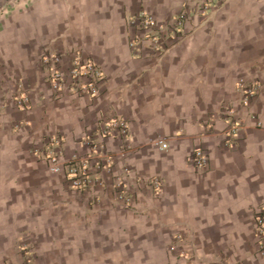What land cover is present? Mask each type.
<instances>
[{
  "label": "crops",
  "instance_id": "obj_1",
  "mask_svg": "<svg viewBox=\"0 0 264 264\" xmlns=\"http://www.w3.org/2000/svg\"><path fill=\"white\" fill-rule=\"evenodd\" d=\"M192 1L205 8L176 46L135 54L133 15L172 19ZM51 43L64 67L83 47L95 55L107 73L100 94L55 98L37 62ZM239 81L264 86V0H0V103L9 88L31 102L0 113V264H264L254 220L264 206V87L245 105ZM229 111L243 124L234 147L224 144ZM113 116L128 120V140L106 139L112 159L99 169L83 139ZM198 147L206 168L189 160ZM35 148L89 161V188H70Z\"/></svg>",
  "mask_w": 264,
  "mask_h": 264
},
{
  "label": "built area",
  "instance_id": "obj_2",
  "mask_svg": "<svg viewBox=\"0 0 264 264\" xmlns=\"http://www.w3.org/2000/svg\"><path fill=\"white\" fill-rule=\"evenodd\" d=\"M196 6L186 8L181 14L172 19L160 20L156 15L148 10H141L133 15L130 24L136 28L134 37L130 40L129 46L136 55H143L147 49L153 50L156 54H165L175 44L179 34L184 30V24L191 10ZM47 69V79L54 92L64 95L66 91L77 95L97 96L102 91V82L105 72L93 54L83 49H78L69 59L67 67L62 64V57L58 53H44L41 58ZM263 84L260 82L239 81L237 90L241 94L242 103L250 105L263 91ZM14 103L25 108L30 106V101L26 95H15ZM226 115L229 119V126L225 131L224 144L228 147L236 146L242 138V122L235 117L233 111ZM98 137L102 138H122L126 141L129 135V124L124 118L111 117L99 124ZM86 145H92L95 155L98 157V166L103 163V158L112 159V154L104 143H97L96 138L88 137ZM157 144L167 149L168 142L160 138ZM189 160L200 168H206L209 156L202 147L194 148L189 155ZM50 169L54 172H62L67 176L69 182L78 189H86L90 184L89 164L84 159L73 158L60 162L56 156H48ZM109 166V165H108ZM103 164V169L107 168ZM100 167V166H99ZM150 187L157 189L160 186L158 178H152ZM117 196L124 198L126 206H130L132 197L128 191L120 189V184L116 188ZM255 231L260 237V252L264 255V206L255 215Z\"/></svg>",
  "mask_w": 264,
  "mask_h": 264
},
{
  "label": "rangeland",
  "instance_id": "obj_3",
  "mask_svg": "<svg viewBox=\"0 0 264 264\" xmlns=\"http://www.w3.org/2000/svg\"><path fill=\"white\" fill-rule=\"evenodd\" d=\"M196 6V8L195 9H193V10H191V12L189 13V16H188V18H187V20L185 21V24H184V30H183V32L181 33V34H179V37L177 38V40H176V42H175V44H173V46H172V48L174 47V46H176L177 44H178V41H179V39L180 38H182V37H184L185 35H187V33H189V31H190V29H189V27H188V21L190 20V19H192V17L195 15V13L198 11V9L200 8V10H202L201 8H205V3L204 2H197V1H192V2H189V3H186L185 4V6H184V8L179 12V14H181L186 8H189V7H191V6ZM150 12V11H149ZM152 13V12H151ZM154 14V13H153ZM179 14H177V15H175L173 18H175V17H177ZM154 15H156V14H154ZM157 16V15H156ZM158 17V16H157ZM159 18V17H158ZM55 47H56V43H51V44H47V45H43V47H42V52L41 53H38L37 54V62L39 63V65H41L42 67L40 68V69H42L41 71H42V74L40 75L41 76V80H43L45 83H47V84H49V86L51 87V85H50V82L48 81V79H47V69H46V67H45V65L43 64V62H42V60H41V58H42V55L44 54V53H46V52H48V53H51V52H53V53H58L61 57H62V52L61 51H59V50H57V49H55ZM171 48V49H172ZM81 49H83V50H85L86 52H88V53H91V52H89L88 50H86L84 47L83 48H81ZM92 54V53H91ZM156 54V53H155ZM156 55H158V54H156ZM94 57H95V55H94ZM96 58V57H95ZM96 60L98 61V59L96 58ZM99 62V61H98ZM100 63V62H99ZM102 64H100V66H101ZM102 67V66H101ZM102 69H103V67H102ZM43 70L45 71V74H43ZM104 70V69H103ZM105 72V71H104ZM107 81V73L105 72V77H104V80H103V82H102V84H105V82ZM52 88V87H51ZM53 90V89H52ZM54 91V90H53ZM15 95H18V96H20V95H26V96H28V98H29V101H30V97H29V95H28V93L26 92V90H24L23 88H17V89H15V88H9L6 92H5V96H4V99H3V101L0 103V113H4V112H6V110H7V108L8 107H13V108H15V109H20V110H26V109H28L29 107H25V108H20V107H18L15 103H14V97H15ZM54 96H55V98H57V99H61L62 98V94L61 95H59V94H57L56 95V93L54 92ZM80 96H83V95H80ZM31 103V102H30ZM113 117H118V118H124V117H121V116H113ZM111 118V117H110ZM127 122H128V120L126 119V118H124ZM102 121H104V120H102ZM101 121V122H102ZM100 124V123H99ZM17 126H21V124L19 123V124H17ZM88 138V137H87ZM87 138H85V139H83V141H84V145H86V143H85V141H86V139ZM96 138V137H95ZM108 139V138H107ZM96 141H97V143H104V144H106V139L105 138H102V137H97L96 138ZM52 142H53V144L54 145H56V146H61L62 145V138H59V137H56V138H53L52 139ZM38 148H35L34 149V153H35V155H36V158L38 159V160H41V159H44V160H46V162H47V164H48V169H49V171L50 172H52V173H57V174H63L62 172H54V171H52L51 169H50V165H49V161H48V156H56L57 158H58V160L60 161V162H63V161H66V160H62V159H60L59 158V156H58V154L56 153V152H47V153H45V154H42V153H38V150H37ZM96 153H92V154H90V155H92L93 157H95V158H97L98 159V157H97V155H95ZM71 159H73V158H71ZM71 159H67V160H71ZM80 159H82V158H80ZM85 161V160H84ZM87 161V160H86ZM88 162V164H89V170H90V175H91V177H92V173H91V169H90V163H89V161H87ZM109 164L107 163V164H105V166H108ZM100 166V167H99ZM98 166V164H97V167L99 168V169H103L104 167H103V163H101V165H99ZM110 166V165H109ZM108 166V167H109ZM106 169V168H105ZM67 177V176H66ZM91 177H90V182H91ZM66 182H67V184H68V186L70 187V188H72V189H75V190H79V191H82V192H84L86 189H88L89 188V186H90V184H89V186H88V188H86V189H78V188H76V187H74L70 182H69V180H68V178L66 179ZM26 249H27V247L25 246V245H23L21 248H20V251H22L24 254H25V251H26ZM19 264H36V262H35V259H34V256H29L27 259H25L23 262H20Z\"/></svg>",
  "mask_w": 264,
  "mask_h": 264
}]
</instances>
